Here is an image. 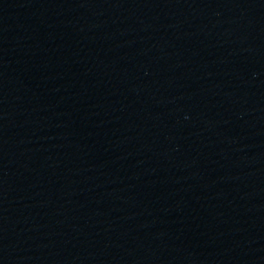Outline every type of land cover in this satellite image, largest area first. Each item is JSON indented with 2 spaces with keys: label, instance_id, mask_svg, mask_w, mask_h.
<instances>
[{
  "label": "water",
  "instance_id": "1",
  "mask_svg": "<svg viewBox=\"0 0 264 264\" xmlns=\"http://www.w3.org/2000/svg\"><path fill=\"white\" fill-rule=\"evenodd\" d=\"M0 264H264V0H0Z\"/></svg>",
  "mask_w": 264,
  "mask_h": 264
}]
</instances>
